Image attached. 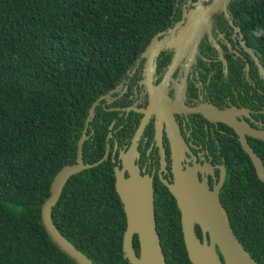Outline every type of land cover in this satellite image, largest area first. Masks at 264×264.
<instances>
[{"label":"trees","instance_id":"16d2710c","mask_svg":"<svg viewBox=\"0 0 264 264\" xmlns=\"http://www.w3.org/2000/svg\"><path fill=\"white\" fill-rule=\"evenodd\" d=\"M178 1L0 0V264H74L45 235L40 205L55 173L74 163L90 105L126 77ZM229 7L264 55V0H230ZM101 112L96 106L88 123L94 134L82 143L84 164L104 153ZM258 156L264 167V148ZM243 175L228 221L243 250L264 264V185L251 167ZM109 179L108 159L70 176L51 222L92 264H128L125 219ZM132 246L137 253L135 239Z\"/></svg>","mask_w":264,"mask_h":264},{"label":"flooded vegetation","instance_id":"af4514ba","mask_svg":"<svg viewBox=\"0 0 264 264\" xmlns=\"http://www.w3.org/2000/svg\"><path fill=\"white\" fill-rule=\"evenodd\" d=\"M229 3L205 27L202 18H192L201 13L198 0L175 2L165 28L149 37L126 77L96 105L102 111L98 118L107 123L109 191L120 203L114 168L126 178L135 166L150 178L165 264H211L205 249L183 238L190 223L198 242L209 245L198 207L212 197L196 192L205 186L228 218L227 203L238 210L242 199L243 171L253 170L241 139L258 158L264 148V141L252 136L264 132V55L243 32ZM216 4L209 0L206 7L212 10ZM196 30L201 31L197 36ZM85 134H94L88 124ZM212 247L224 263L217 244Z\"/></svg>","mask_w":264,"mask_h":264},{"label":"water","instance_id":"95a60500","mask_svg":"<svg viewBox=\"0 0 264 264\" xmlns=\"http://www.w3.org/2000/svg\"><path fill=\"white\" fill-rule=\"evenodd\" d=\"M208 1L198 0L199 6L202 7L201 13L198 14L197 11L192 16L193 20L202 18L205 27H209L212 19L225 7L229 0H217V4L212 10H208L206 7ZM200 33L199 30L195 32L196 36ZM105 98L106 95L97 97L88 108L81 135L76 141L74 163L62 166L55 173L49 185L48 196L39 208V220L45 235L52 245L74 264H92V262L59 234L51 222L50 210L56 203L62 187L70 176L90 169L106 158L107 150H105L102 158L92 164L82 162V143L87 139L86 126L94 115V108L98 101ZM252 136L264 141V132L253 131ZM241 146L253 167L255 177L264 185V169L259 158L246 146L243 138L241 139ZM113 175L125 219V227L121 235L122 258L128 264H165L155 231L150 178L147 175H140L135 166L128 169L126 178L123 176V171L117 168L113 169ZM200 187L201 190L196 193L209 194L205 197H212L201 201L203 205L198 207V213L201 211L204 225L208 228L209 245H206L204 240L202 244L198 242L190 223L183 228L185 243L191 246L196 245L202 250L205 249L206 257L211 264H257L243 250L231 231L227 215L220 207L216 195L211 196L213 193L208 192L205 186ZM133 236H136L137 239V253L134 252L132 246ZM213 243L217 244L224 263L220 262L215 253L212 247Z\"/></svg>","mask_w":264,"mask_h":264}]
</instances>
